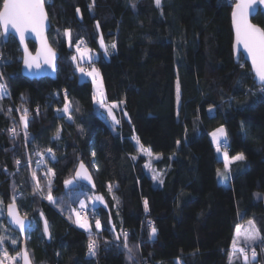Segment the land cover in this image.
<instances>
[{
    "label": "trees",
    "instance_id": "trees-1",
    "mask_svg": "<svg viewBox=\"0 0 264 264\" xmlns=\"http://www.w3.org/2000/svg\"><path fill=\"white\" fill-rule=\"evenodd\" d=\"M233 3L162 0L158 8L154 0H45L48 41L58 54L55 79L25 77L17 41L0 38V82L8 92L0 99V233L7 229L10 255L21 246L19 234L4 218L13 195L19 212L31 220L25 246L32 264H132L123 237L114 238L121 231L129 233L135 264H229L236 228L245 220H252L264 238V102L249 64L233 56ZM252 22L264 28V9ZM65 29H71V44ZM78 40L97 52L91 65L102 78L104 102L120 105L118 124L109 122L93 101L91 81L79 77L71 59ZM27 45L34 51L31 41ZM65 94L73 104L72 121L57 111ZM17 108L29 109L27 138ZM221 126L229 156L243 153L246 159L232 163L228 178L219 181L217 170L224 171V162L210 134ZM13 127L16 137L8 131ZM135 138L153 156L140 152ZM37 152L45 157L39 168ZM157 154L160 159H154ZM150 157L152 173L146 167ZM81 162L94 189L79 182L65 186ZM47 168L54 175L45 176ZM33 170L43 196L33 194ZM49 179L55 202L44 198ZM94 195L104 204L91 213L102 229H92L99 249L90 256L89 234L73 223L70 208ZM41 216L49 225V239ZM146 221L157 229L151 239ZM12 238L17 245L10 243ZM254 248L257 256L250 264H264V243ZM232 264H243V259L236 254Z\"/></svg>",
    "mask_w": 264,
    "mask_h": 264
},
{
    "label": "snow or ice",
    "instance_id": "snow-or-ice-1",
    "mask_svg": "<svg viewBox=\"0 0 264 264\" xmlns=\"http://www.w3.org/2000/svg\"><path fill=\"white\" fill-rule=\"evenodd\" d=\"M155 5L159 8L161 7L162 0H154ZM258 0H235L234 5L232 6V23L235 32V45H242L243 49L247 53L248 57L251 60L252 70L255 73V77L258 79L261 85V102H264V28L255 25L250 22L249 20V9L253 7L254 3H257ZM135 7V5H133ZM79 9H77V13L79 14ZM47 13L45 12V0H0V38H3L6 42L7 36L9 33V28L15 30V34L19 36L21 44L24 43L26 38V33L31 31L36 34V36L40 39L41 47L37 49L36 56H32L29 53L28 48L25 46L24 48V65L31 69L33 67L39 68L40 63L38 62L39 59L42 57L43 61L46 65L51 67L55 70V59L56 53L53 49L49 46L47 38L44 37L43 31L45 26V21L47 20ZM97 28H99V24L97 23ZM63 35L68 38L69 43L71 44V29H65ZM83 43L82 40L76 41V52L80 57V61L83 62L85 59H88L91 62L90 56V49L87 47H80ZM101 47L104 48L105 55H109L108 48L104 45L103 40L100 41ZM112 49L116 48V44L113 43L111 45ZM73 62H77V56L74 55L71 57ZM244 65L242 64L241 67ZM77 70L81 72L85 76H89L92 78V83L94 85V95L93 101L99 103L101 108H105L108 112L109 117L112 118L114 123H119L116 120L115 116L113 115V109L117 107V105L113 104L111 106L106 105L104 102V93L102 90V84L98 82V78L100 76L99 71L93 67L90 71L86 70L83 67H80L78 64ZM4 80V76L0 73V81ZM8 95L6 90V85L3 82H0V99ZM21 100H23V94L21 95ZM177 100H179V84H177ZM73 110V104L69 101L67 94H65V103L62 110L58 109L57 111H62L63 114L67 117L69 121L73 120V116L71 114ZM78 111L79 109H75ZM2 111V109H0ZM16 111L20 112L21 109L17 108ZM39 109L37 108V112ZM209 111H212L210 108ZM8 112L11 113L12 109H8ZM125 115H127L125 113ZM28 123H29V109L23 108L22 114L20 115V124L22 125V130L24 131V135L27 138L28 132ZM9 134L12 137H16L19 135L17 128L13 127L8 129ZM213 143L217 144V151H220L219 145L221 144V138L224 140L227 139V133L223 126L217 128L211 134ZM59 131L55 137V139H59ZM136 139V144L139 146V151L145 153L149 156H153L150 148H145L139 141L138 138ZM179 141H177V145H179ZM47 152L51 155V159L55 160V154L53 153L52 149L49 148ZM39 159L36 161L37 168L41 167L45 163V157L42 153H35ZM136 159V157H132ZM154 159H160V155L157 154L154 156ZM246 159L243 153H238L234 156H229L227 151L224 152V171L221 172L217 170V175L221 177V179H227V174L230 172V165L237 161H244ZM16 164L20 165L21 161L16 160ZM31 166V160L29 162V167ZM146 167H150V164H146ZM19 169H17L18 171ZM83 170V171H81ZM45 176H52L54 175L52 168H47L46 172L44 173ZM76 178H83L91 183V176L88 175L87 170L83 162L80 163L79 168L76 172V177L73 180H65V186L71 185L74 183ZM159 174L154 175L153 179H158ZM32 180L35 182L33 187V194H40L43 196V187L40 184V181L37 177L36 171H32ZM163 183V180H160ZM48 195L44 198L48 199L50 202H55V198L52 196V189H51V180L48 181ZM109 192L112 191V185L109 186ZM114 200H116V204H119L118 199L114 196ZM95 200L100 201L103 203V198L100 196H96ZM17 197L13 195L11 203L7 205V215L11 218V223L18 225L21 232L25 230V221L18 215V205L16 203ZM145 211L148 209V202L147 200L144 201ZM86 207L85 201H80V208L84 209ZM3 211V201H0V214ZM73 215H75L76 220L75 223L79 228L84 229L89 234L88 239V254L90 256H95L99 249V240L94 239L92 236V228L89 223L87 217H81L80 213L75 209L72 210ZM95 215V213H94ZM111 222V220L109 221ZM249 227L244 229L243 231L238 226L236 228V235L232 241V253L229 254L228 262L232 264L233 256L238 254L239 257L243 259V264H250L249 256H248V249L251 245L255 244L256 242L264 243V238H262L255 228L254 222L252 220L248 221ZM95 229L96 232L99 233L102 229V222L99 218L95 219ZM115 231V228L112 229ZM5 232L7 229L4 230ZM157 233V229L154 226H151V231L149 234V238H153ZM44 234L50 237V228L45 221L44 225ZM243 236V246H241L240 237ZM123 237V248L126 251L127 258L135 264L134 261V253L133 247L129 244V233L126 231H121L118 233L114 238L115 240L119 241ZM9 241V237L4 234H0V264H18V260L23 261V264H32L30 253L26 250H22L21 252H17L15 256H11L9 254L8 248L5 246L6 242ZM12 245H17L18 241L15 238L10 240ZM106 245L109 244V241L104 242ZM119 247V245H117ZM135 247H139L136 245ZM14 250V249H13ZM257 253L254 247L251 248V257L254 261L256 259Z\"/></svg>",
    "mask_w": 264,
    "mask_h": 264
},
{
    "label": "water",
    "instance_id": "water-1",
    "mask_svg": "<svg viewBox=\"0 0 264 264\" xmlns=\"http://www.w3.org/2000/svg\"><path fill=\"white\" fill-rule=\"evenodd\" d=\"M234 3H235V0H233ZM233 3V5H234ZM232 5V6H233ZM261 8V9H264V0H258L257 3H254L253 4V7L251 9H249V20L251 23L252 22V18L256 15V13L258 12V9ZM45 12H46V9H45ZM47 13V12H46ZM231 14H232V9H231ZM48 17V15H47ZM231 29H232V34H233V40H232V52H233V56L235 58V61H238L239 57L242 56L243 59L249 64V67H250V70H251V73L253 75V80L254 82L256 83V85H260L258 79L255 77V73L254 71L252 70V65H251V60L250 58L248 57L247 53L245 52V50L243 49V46L242 45H235V32H234V28H233V23H232V15H231ZM255 24V23H253ZM256 25V24H255ZM50 29V21H49V18H47V20L45 21V26H44V31H43V35L44 37L47 38V41H48V31ZM0 31H2V29H0ZM9 35L7 36V39L9 36H12L15 38V40L17 41L18 45H19V48H20V51H21V54H22V57H21V72L22 74L33 80V79H40V78H50V79H55L56 77V70H57V59H58V54L57 52L51 47V45L49 44V41H48V44L49 46L53 49V51L56 53V59H55V70H53L51 67H49L48 65H46L43 61V58L41 57L39 59V63H40V67L39 68H27L25 65H24V48L25 46L28 48V51L29 53H31L32 56H36V53H37V49L41 47V44H40V39L36 36L35 33L29 31L26 33V38H25V41L23 44H21L20 42V39H19V36L15 34V30L14 29H11L9 28ZM28 41H31L34 45H35V49L34 51H31L27 45V42ZM79 165L80 163L77 165L76 169H75V172H74V175H73V179L76 177V172H77V169L79 168ZM86 170H87V173L88 175L91 176L88 168L85 166ZM83 171V170H81ZM75 182H79V183H82L86 186H88L89 188L91 189H94L95 188V185H94V181H93V178L91 176V183H89L88 180L86 179H83V178H76L75 179ZM18 211V215L24 219L25 221V230L23 232H21L20 228L18 225H15L13 223H11V218L8 217L7 215V206L5 207V213H4V218H5V221L7 223V225L10 227V229H12L13 231L17 232L21 238V246H20V252L22 250H24L26 248L25 246V237H26V232L27 230L29 229L30 225H31V220L28 218V217H25L23 216L20 212H19V209H17ZM41 219H42V227H43V231H44V225H45V219L43 218V216H41ZM46 236V235H45ZM47 239H49L48 236H46ZM27 250V249H26ZM20 264H23V261L22 259L20 260Z\"/></svg>",
    "mask_w": 264,
    "mask_h": 264
},
{
    "label": "rangeland",
    "instance_id": "rangeland-1",
    "mask_svg": "<svg viewBox=\"0 0 264 264\" xmlns=\"http://www.w3.org/2000/svg\"><path fill=\"white\" fill-rule=\"evenodd\" d=\"M229 1V0H228ZM76 47L77 46H75V54L74 55H76L77 56V62H74L75 63V66H76V69H77V67H78V64H79V66L80 67H83V68H85L86 70H88V71H90L91 70V68H93V67H95V66H93V65H91V62L97 57V52L96 51H93V50H91L90 48H88V49H90V56H91V62H89V60L88 59H85L83 62H81L80 61V57H79V55L77 54V52H76ZM83 48V47H82ZM87 66H86V65ZM96 68V67H95ZM97 69V68H96ZM98 70V69H97ZM79 72V71H78ZM79 77H80V79H89L90 81H91V83H92V78L91 77H89V76H85V75H83L81 72H79ZM98 82L99 83H101L102 84V90H103V93H104V89H103V83H102V78H101V76H99V78H98ZM92 89H93V95H94V92H95V89H94V85H93V83H92ZM179 96H180V94H179ZM104 99H105V94H104ZM106 103V102H105ZM95 104H97V105H99V103H97V102H95ZM113 104H115V105H117V107L116 108H114L113 109V115L115 116V118H116V120L117 121H119L120 120V118H121V112H120V105L119 104H116V103H111V104H109V103H106V105H108V106H111V105H113ZM64 107V106H63ZM101 108V107H100ZM63 108H61L60 110H62ZM101 109H103L104 111H105V113H106V116H107V119H108V121L109 122H112V124H118V123H114L113 122V120H112V118L111 117H109V115H108V112H107V110L105 109V108H101ZM60 115H63L66 119H67V117L63 114V112L62 111H60V112H58ZM21 114H22V111H21ZM20 118V117H19ZM68 120V119H67ZM21 125V124H20ZM20 128V130L24 133V131L22 130V125L19 127ZM215 131V130H214ZM211 139H212V136H211ZM212 141H213V139H212ZM222 141V140H221ZM222 142H224V140L222 141ZM214 144V143H213ZM227 145V144H226ZM217 144H214V147H215V149H216V152H217V155H218V157L219 158H221L222 160H223V162H224V152L225 151H227L228 152V150L226 149V147H220V151H217ZM220 146V145H219ZM144 155H146L147 157H149L147 154H145V153H143ZM151 158H153V157H150V159L148 160V163L147 164H150V160H151ZM147 170H148V172L149 173H152V169L150 168V167H147ZM221 172H223L222 170H220ZM153 176V175H152ZM218 180L219 181H221L222 179H221V177H219L218 176ZM75 184V181H74V183L73 184H71V185H68V186H72V185H74ZM96 196H99V195H94V196H92V197H89V198H87V199H85L84 201H85V204H86V207L84 208V209H81L80 208V202L77 204V206L76 207H74V206H71V208H70V210H71V214H72V217H73V223L77 226V224L75 223V220H76V217H75V215H73V213H72V210L73 209H75L76 211H78L79 213H80V215H81V217H87L88 218V220H89V223H90V225H91V228L93 229V230H96L95 229V221L94 222H92V217H91V213H93V210L95 209V207L97 206V205H103L104 204V202L103 203H101L100 201H98V200H95V197ZM83 200V199H82ZM81 201V200H80ZM248 223L247 224H245L244 225V227L241 229L242 231L244 230V229H246V228H248ZM78 227V226H77ZM94 227V228H93ZM79 228V227H78ZM80 229H82V228H80ZM82 230H84V229H82ZM85 231V230H84ZM0 234H2V233H0ZM3 234H7V232H5L4 230H3ZM240 241H241V246H243V236H241L240 237ZM259 242V241H258ZM258 242H256V243H258ZM255 243V244H256ZM255 244H253V245H251V247L248 249V256H249V261H251L252 260V257H251V248L252 247H254L255 246ZM10 254V253H9ZM12 256V255H11ZM15 256V255H14ZM18 264H20V260H18Z\"/></svg>",
    "mask_w": 264,
    "mask_h": 264
},
{
    "label": "built area",
    "instance_id": "built-area-1",
    "mask_svg": "<svg viewBox=\"0 0 264 264\" xmlns=\"http://www.w3.org/2000/svg\"><path fill=\"white\" fill-rule=\"evenodd\" d=\"M80 47H83V46L80 45ZM226 144L227 143L225 141L224 142L221 141L220 147H222V148L223 147H226V149L229 151V147ZM146 226H148L149 228H151V226H153V222L152 221H147Z\"/></svg>",
    "mask_w": 264,
    "mask_h": 264
},
{
    "label": "crops",
    "instance_id": "crops-1",
    "mask_svg": "<svg viewBox=\"0 0 264 264\" xmlns=\"http://www.w3.org/2000/svg\"><path fill=\"white\" fill-rule=\"evenodd\" d=\"M210 139H211V135H210ZM224 138H221V140H223ZM211 142L213 143L212 139H211ZM249 220H245L242 224H240V228L242 229L244 227L245 224L248 223ZM249 227V226H248Z\"/></svg>",
    "mask_w": 264,
    "mask_h": 264
},
{
    "label": "bare ground",
    "instance_id": "bare-ground-1",
    "mask_svg": "<svg viewBox=\"0 0 264 264\" xmlns=\"http://www.w3.org/2000/svg\"><path fill=\"white\" fill-rule=\"evenodd\" d=\"M147 222V221H146ZM120 241V240H119Z\"/></svg>",
    "mask_w": 264,
    "mask_h": 264
}]
</instances>
